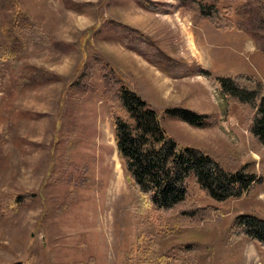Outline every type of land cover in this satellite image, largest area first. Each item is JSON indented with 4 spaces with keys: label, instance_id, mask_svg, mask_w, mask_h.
<instances>
[{
    "label": "rangeland",
    "instance_id": "374dc122",
    "mask_svg": "<svg viewBox=\"0 0 264 264\" xmlns=\"http://www.w3.org/2000/svg\"><path fill=\"white\" fill-rule=\"evenodd\" d=\"M190 1L0 0V264H264L233 226L238 215L264 220V147L248 130L252 106L218 81L239 75L241 87L248 77L264 87V48L235 27L264 24V0ZM195 1L232 28L198 18ZM135 49L159 50L181 65L173 74L186 73L169 76ZM92 60L154 109L177 144L254 175L252 187L216 201L190 181L182 206L149 205L118 159ZM171 107L210 124L167 116Z\"/></svg>",
    "mask_w": 264,
    "mask_h": 264
},
{
    "label": "trees",
    "instance_id": "16d2710c",
    "mask_svg": "<svg viewBox=\"0 0 264 264\" xmlns=\"http://www.w3.org/2000/svg\"><path fill=\"white\" fill-rule=\"evenodd\" d=\"M176 1L180 6H184L186 2L191 3L190 0ZM193 4L198 18L210 20L217 29L232 28L233 25L229 20L221 23L219 9L212 3L195 1ZM235 13H238L237 10ZM235 27L245 30L255 46L264 48V44L260 45L259 42L260 38L264 39V24L259 23L249 27H255L256 30H247L248 27L245 24ZM121 28L123 34L128 32V29L123 26H115L118 32ZM133 34L142 42L151 43L149 38L137 31H133ZM135 51L169 76L186 73L173 74L179 69L177 66L181 67V65L159 50L153 51L152 55L146 57L141 51L137 49ZM160 61L162 64L157 63ZM92 67H97L101 76V91L112 120L118 159L132 185L146 197L149 205L161 210L182 206L190 196V181L216 201L242 195L255 183L257 178L252 174L244 173L241 168L237 172H225L219 163L204 150L192 145L177 144L165 133L154 109L147 105L134 90L129 89L119 78H114L112 71L104 68L99 62L92 60L88 68L92 70ZM197 72L205 71L198 69ZM245 77L247 76L243 78ZM245 79L248 82L243 85H247L249 89L241 87L243 80L239 75L232 79L219 78L218 81L222 92L225 91L224 93L227 92L232 97H236L240 103L247 102L252 106L248 130L264 147V87L258 80L251 77ZM240 89L248 94L245 95L244 92V96L239 95L237 91ZM250 91L258 94L255 101L253 100L255 95ZM164 112L167 116L172 115L191 125L210 124L208 120L206 121L205 114L186 108L171 107L164 109ZM182 210L184 209H180ZM195 210L188 211V214L203 215L202 209H199V213L198 209ZM233 226L238 234L254 240L259 245L264 262V220L251 215H238ZM157 262L153 260L151 264H157Z\"/></svg>",
    "mask_w": 264,
    "mask_h": 264
}]
</instances>
